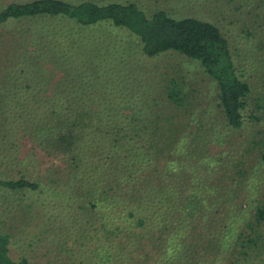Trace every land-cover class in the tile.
Segmentation results:
<instances>
[{"label": "rangeland", "instance_id": "obj_1", "mask_svg": "<svg viewBox=\"0 0 264 264\" xmlns=\"http://www.w3.org/2000/svg\"><path fill=\"white\" fill-rule=\"evenodd\" d=\"M11 1L15 0H0V10ZM92 1H131L147 14L164 9L175 18L189 15L207 18L222 29L233 46L241 28H257L262 21L256 16L264 12L261 9L264 0ZM77 32L66 19L48 16L9 19L0 24V177L23 176L39 184L32 191H0V232L10 237L12 257L25 256L31 264H175L171 261L172 244L162 222L157 223L147 211L135 210L129 215L126 209L100 205L110 196L109 189L103 193V188H99L95 194H88L74 178L76 171L68 160L69 154L58 146L52 149L41 146L38 136L48 127L49 113L45 110L51 103V98L42 97L56 93L49 89V80L58 83L57 91L71 88L67 92L71 99L65 100L69 107L65 110L72 112L67 128L73 126V132L81 133L86 142L77 148L81 153L85 151L79 154L81 162L93 152L112 145L111 140H104L103 132L118 125L99 118L109 115L127 127L130 124L127 113L135 99L140 104L135 108L146 110L139 116L145 127L157 128L165 135L193 130L204 139L213 140L217 150L239 154L236 148L246 132L227 130L216 85L197 61L172 51L146 56L137 38L118 28L93 26ZM70 36L84 42V37L115 38L114 56L123 57L118 63L115 57L103 60L108 68L98 73L97 63L86 50H75ZM238 42L244 46L246 40L239 37ZM94 45L92 41L91 51ZM100 58H105L102 52ZM263 75L260 72L252 81L254 100L264 94ZM171 78L177 80L183 92L178 108L170 105L164 93ZM140 98L144 102L149 100L148 107ZM251 105L247 117L252 112ZM151 140L159 142L155 137ZM208 141L201 142L195 153L179 157L186 169L192 161L191 168L201 176L203 171L196 161L204 156L198 152L208 150ZM256 171L249 172L254 175ZM241 188L239 183L238 191ZM263 196L261 192L257 199ZM137 206L141 205H133ZM184 255H177V264Z\"/></svg>", "mask_w": 264, "mask_h": 264}, {"label": "trees", "instance_id": "obj_2", "mask_svg": "<svg viewBox=\"0 0 264 264\" xmlns=\"http://www.w3.org/2000/svg\"><path fill=\"white\" fill-rule=\"evenodd\" d=\"M257 15L262 22L255 29L241 28L233 46L229 37L210 19L192 15L175 18L164 9L147 14L131 1L15 0L0 10V24L9 19L48 16L66 19L77 33L93 26L122 29L137 38L146 56L177 52L197 61L214 81L223 124L228 131L246 132L236 148L239 154L217 150L213 140L208 141L193 130L165 135L157 128H146L139 118L146 110L136 109L140 104L135 99L126 118L130 119L127 126L130 129L112 116H101L99 119L118 125L103 132L104 140H111L112 145L93 152L81 162L79 154L85 151L81 153L77 148L86 142L81 133L73 132V126L67 128L72 112L65 110L69 108L65 100L71 99V94L67 93L71 88L57 91L58 83L50 79L49 89L56 93L42 97L51 98V103L45 110L49 113L48 127L38 136L41 146L50 149L58 146L69 154L68 160L76 171L74 178L88 194H95L99 188H103V193L109 189L110 196L108 194L109 197L104 198L106 202L100 205L126 209L129 215L135 210L147 211L149 216H155L157 223L162 222L168 242L172 244L171 261L175 264L177 255L183 253L180 264H264V196L257 199L261 192L264 195L261 178L264 177V123H261L264 94L256 100L252 97L255 87L252 81L260 72L264 74V12ZM238 35L246 40L244 46L238 42ZM89 38H83L86 42L76 36L69 39L75 50L89 53L100 73L108 68L103 60L115 57V38ZM250 40L252 43L248 42ZM92 41L95 45L91 51ZM100 52L105 58H100ZM122 57H115L117 63ZM261 85L264 87V81ZM164 93L170 105L181 106L183 92L177 80L169 79ZM148 101L144 106L148 107ZM250 105L252 112L247 117ZM153 137L159 142L151 140ZM203 141H208V150L198 152L204 156L196 161V166L203 171L201 176L191 168L192 161L186 169L179 157L183 153H195ZM220 170L225 173L221 174ZM254 170H257L254 175L249 172ZM38 188L36 181L23 176L0 177V191L10 193ZM135 204L141 206L133 207ZM10 244L9 235L0 232V264H31L25 256L12 257Z\"/></svg>", "mask_w": 264, "mask_h": 264}]
</instances>
